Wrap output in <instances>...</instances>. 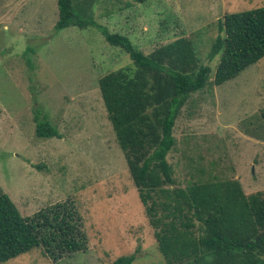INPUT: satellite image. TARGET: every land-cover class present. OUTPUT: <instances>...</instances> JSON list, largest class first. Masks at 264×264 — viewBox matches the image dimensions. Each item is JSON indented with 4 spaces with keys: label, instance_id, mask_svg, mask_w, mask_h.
I'll list each match as a JSON object with an SVG mask.
<instances>
[{
    "label": "rangeland",
    "instance_id": "374dc122",
    "mask_svg": "<svg viewBox=\"0 0 264 264\" xmlns=\"http://www.w3.org/2000/svg\"><path fill=\"white\" fill-rule=\"evenodd\" d=\"M86 1L73 0L75 10ZM262 6L264 0H93L96 23L144 54L186 37L210 68L207 85L175 123L167 161L177 185L209 173L238 180L246 194L264 191V58L220 86L211 85L219 55L207 59L224 14ZM57 18V0H0V190L22 216L73 201L89 244L58 262L33 250L3 264H109L134 252L133 264H164L98 88L100 77L130 66L129 56L93 27L55 32ZM36 113L60 137H38Z\"/></svg>",
    "mask_w": 264,
    "mask_h": 264
},
{
    "label": "trees",
    "instance_id": "16d2710c",
    "mask_svg": "<svg viewBox=\"0 0 264 264\" xmlns=\"http://www.w3.org/2000/svg\"><path fill=\"white\" fill-rule=\"evenodd\" d=\"M85 5L76 11L73 0H57L54 30L96 28L107 44L129 56L130 66L100 77L98 88L164 264H264V191L246 194L238 180L209 173L180 186L167 161L182 108L209 80L210 68L201 63L194 42L180 37L144 54L127 36L96 23L93 0ZM217 27L207 55L208 61L219 55L212 86L235 79L264 58V6L226 13ZM34 122L38 137H60L46 116L36 113ZM88 244L73 201L22 216L0 190V264L33 250L58 262L84 252ZM135 260L134 252L109 264Z\"/></svg>",
    "mask_w": 264,
    "mask_h": 264
}]
</instances>
